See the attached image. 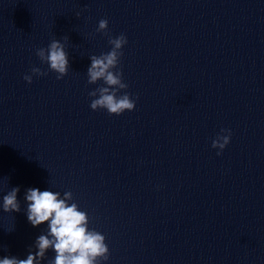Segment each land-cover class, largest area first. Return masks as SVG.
<instances>
[{
    "label": "water",
    "instance_id": "obj_1",
    "mask_svg": "<svg viewBox=\"0 0 264 264\" xmlns=\"http://www.w3.org/2000/svg\"><path fill=\"white\" fill-rule=\"evenodd\" d=\"M121 34L117 95L136 106L109 115L87 69ZM53 40L61 79L36 54ZM28 188L72 193L105 236L97 264H264V0H0V258L47 229Z\"/></svg>",
    "mask_w": 264,
    "mask_h": 264
},
{
    "label": "clouds",
    "instance_id": "obj_2",
    "mask_svg": "<svg viewBox=\"0 0 264 264\" xmlns=\"http://www.w3.org/2000/svg\"><path fill=\"white\" fill-rule=\"evenodd\" d=\"M108 21L101 19L97 31L107 28ZM112 49L99 56L90 57L91 65L87 69L88 83L94 84L103 80L107 86H100L89 93L98 98L91 101L93 110L106 109L109 115H120L125 110H134L136 101L130 98L128 93L117 95L121 89L128 87L122 80V72L117 68L120 51L127 38L124 34L116 38H110ZM37 56L42 62L49 65V69L58 73L57 79H61L68 71L69 59L65 46L60 40H53L47 48H39ZM32 73L46 75L40 68L33 67ZM24 79L31 83L32 76L25 75ZM228 135H218L212 141L213 148L223 150L230 141L231 130L222 129ZM220 154L219 152L217 153ZM19 187H13L2 198V208L5 212L21 211L20 202L17 199ZM27 206L26 215L33 227L47 223V229L40 234L32 246L35 251H29L26 259L15 256L0 258V264H42L45 261L48 250H53L55 256L48 259L46 264H97L98 258L104 261L109 259V248L105 243V236L95 229H89V217L87 212L79 209L73 200L70 191L64 192L28 188L25 192Z\"/></svg>",
    "mask_w": 264,
    "mask_h": 264
}]
</instances>
